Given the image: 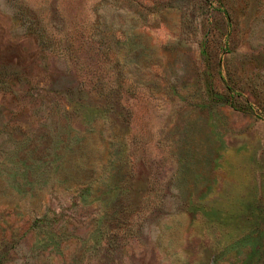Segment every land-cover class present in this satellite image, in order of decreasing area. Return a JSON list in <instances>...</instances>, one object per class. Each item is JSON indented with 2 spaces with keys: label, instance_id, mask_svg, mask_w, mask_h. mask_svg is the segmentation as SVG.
I'll use <instances>...</instances> for the list:
<instances>
[{
  "label": "rangeland",
  "instance_id": "rangeland-1",
  "mask_svg": "<svg viewBox=\"0 0 264 264\" xmlns=\"http://www.w3.org/2000/svg\"><path fill=\"white\" fill-rule=\"evenodd\" d=\"M0 264H264V0H0Z\"/></svg>",
  "mask_w": 264,
  "mask_h": 264
}]
</instances>
